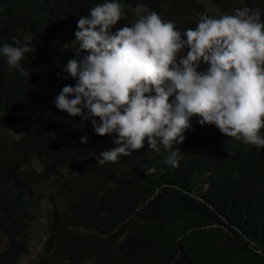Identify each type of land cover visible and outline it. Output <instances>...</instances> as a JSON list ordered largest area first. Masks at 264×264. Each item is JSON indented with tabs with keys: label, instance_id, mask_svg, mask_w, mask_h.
<instances>
[{
	"label": "trees",
	"instance_id": "1",
	"mask_svg": "<svg viewBox=\"0 0 264 264\" xmlns=\"http://www.w3.org/2000/svg\"><path fill=\"white\" fill-rule=\"evenodd\" d=\"M99 1L0 0V44L28 36L34 48L21 61L25 76L0 57V190L36 186L91 131L89 120L50 116L47 95L52 86L75 82L63 78V65L72 57L67 49L75 43L77 14ZM206 2L231 7L227 0ZM137 3L177 19L190 13L185 0H135L132 8ZM5 120L19 130L12 144ZM97 150L81 146L76 167L46 185L42 211L0 201V228L14 238L51 219L42 253L51 264H264V152H233L204 129L189 138L179 167L164 163L165 151L148 148L101 165ZM44 151L47 165L21 175Z\"/></svg>",
	"mask_w": 264,
	"mask_h": 264
},
{
	"label": "clouds",
	"instance_id": "2",
	"mask_svg": "<svg viewBox=\"0 0 264 264\" xmlns=\"http://www.w3.org/2000/svg\"><path fill=\"white\" fill-rule=\"evenodd\" d=\"M124 7L121 0H100L77 20L74 56L63 65V78L75 83L62 86L53 101L69 116L90 120L94 133L114 134L115 146L101 151L97 162H119L146 142L155 152L162 145L164 163L176 167L181 149L172 146L185 139L194 116L202 126H216L222 138L240 140L235 145L264 149L262 9L203 15L194 28L181 31L142 3L132 9L133 22L115 28L126 16ZM11 39L0 44V57L9 69L28 75L21 61L34 50L32 38ZM34 194L24 196L33 206L22 207H39ZM19 199L14 193L7 201L15 206Z\"/></svg>",
	"mask_w": 264,
	"mask_h": 264
},
{
	"label": "bare ground",
	"instance_id": "3",
	"mask_svg": "<svg viewBox=\"0 0 264 264\" xmlns=\"http://www.w3.org/2000/svg\"><path fill=\"white\" fill-rule=\"evenodd\" d=\"M133 3H135V0H133L131 2V4H133ZM147 7L150 10H154L150 6H147ZM48 112L50 113V116H59L63 112V110H59L55 107V105H53V106H50V108L48 109ZM75 118H77V117H75ZM207 131L210 132V130H207ZM55 138H56V133H55L54 139ZM176 148H180L181 151H186L188 149V141L184 139L179 145H176ZM225 149H226V147H225ZM149 150H151V149H149ZM151 151L153 153H155V151H153V150H151ZM73 160H75V161L78 160V154L70 153L69 155L65 156L64 161L62 163L59 162V167L65 168ZM48 161H49V153L47 151H44L41 154V156L33 158L31 161H29L27 164H25L23 166L24 171L21 173V175H24L28 171H31V170L35 171L39 167H45L47 165ZM54 170H56V168L55 169H49V171H48L49 176L48 177H50L55 172ZM61 175H64V174H61ZM33 177H37V175H33ZM29 183H33V180H30ZM61 185H63V182L61 183ZM198 185H200V182L198 183ZM5 192H6V190H1L0 198L7 199L9 197V194L3 195ZM26 194H24L23 197H21L17 201V203L15 205L17 208H21L22 205L25 203L24 196ZM50 230H51L50 231V233H51L53 228H51ZM33 231H34V222H33V227L26 228L23 231V233L19 232L14 238L11 234H6L4 237H2V239L5 240V244H4V250L0 251V255H3V257L0 259V262H2V263L15 262L22 255V253L32 244L31 240L34 237ZM50 233H49V235H50ZM13 241L16 242V247H14V248H13Z\"/></svg>",
	"mask_w": 264,
	"mask_h": 264
},
{
	"label": "rangeland",
	"instance_id": "4",
	"mask_svg": "<svg viewBox=\"0 0 264 264\" xmlns=\"http://www.w3.org/2000/svg\"><path fill=\"white\" fill-rule=\"evenodd\" d=\"M205 1V0H201ZM231 4H236L235 0H229ZM161 16L164 19H170L173 21H176V17L169 16L168 14H165L163 12H159ZM70 52L74 55L73 48L70 49ZM3 125L5 127V132L7 133V139L10 143H14L16 138L19 136V131L18 129L14 126L12 122L9 120H5L3 122ZM43 167H39L38 169L35 170V172H38L42 169ZM51 190L54 191L55 188L51 187ZM51 221L50 220H45V221H37L34 222V237L31 240L32 244L30 247H28L25 250V255L24 257L20 260L19 264H35L36 263V257H40L41 254L45 251L43 248L45 246V241L48 239L50 229L52 228L51 226ZM6 231L3 228H0V235L4 237L6 235ZM4 244L5 240L2 239L0 240V251L4 250ZM53 248V247H52ZM8 263V262H7ZM5 263V264H7Z\"/></svg>",
	"mask_w": 264,
	"mask_h": 264
}]
</instances>
